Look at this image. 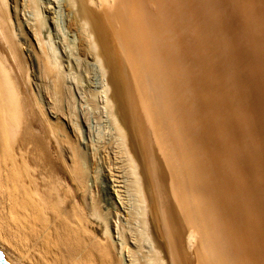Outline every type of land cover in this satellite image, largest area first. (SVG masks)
<instances>
[{
	"label": "bare ground",
	"instance_id": "obj_1",
	"mask_svg": "<svg viewBox=\"0 0 264 264\" xmlns=\"http://www.w3.org/2000/svg\"><path fill=\"white\" fill-rule=\"evenodd\" d=\"M263 5L68 0L123 140L101 150L109 182L89 185L55 111L53 18L43 23L34 0H0V254L13 264H264V88L251 79L262 73L252 53Z\"/></svg>",
	"mask_w": 264,
	"mask_h": 264
},
{
	"label": "rangeland",
	"instance_id": "obj_2",
	"mask_svg": "<svg viewBox=\"0 0 264 264\" xmlns=\"http://www.w3.org/2000/svg\"><path fill=\"white\" fill-rule=\"evenodd\" d=\"M34 1L36 2L39 17L41 16L40 18H42L41 21L43 23L49 24V22H51V20H49L50 17L53 18V35L55 37L51 43L53 45L52 50L57 63L59 77L55 111L59 125L61 126L60 134L62 136H67L79 152L80 164L89 170L86 175L88 184L92 185L93 178H97V181L107 184L109 180L107 178L106 167L110 164V161L108 157L100 155L101 150L110 151V149L121 142L122 138L117 132L115 122L107 108L109 106L106 101V94L103 92V87H101L103 75L100 66L94 61L85 59V57L79 53L78 35L70 28L68 23L73 14L67 6L68 0H54L55 4H52V2H54L53 0ZM51 6H54V9L52 10L53 13L50 15L51 11H49L48 7ZM262 10V14H264V9H261V11ZM28 11V13L26 12V16L27 18H31L33 12L32 10ZM28 15H30V17ZM262 35H264V32H262V34L259 32L258 37H262ZM261 37L259 39L257 38L255 41L256 45H258L260 41L259 45L255 47L257 51L260 47V50L258 52L254 50L252 53V55L256 53L258 59L255 54L253 56L260 61L258 63L255 58L253 59V63H255V60L257 61L255 64L257 67L253 64L255 71H259V73L262 72L260 75L257 74L260 79H257V77L254 79L251 78L252 81H254L252 82V88L256 87L254 91H260L264 88V67H261L264 66V57L262 59V55L264 56V45L262 44L264 42V36L262 39ZM46 39V41H50L48 35H46ZM261 40L263 42H261ZM249 49L251 51L253 50L251 46L247 51ZM260 52L263 54H259ZM67 60L69 61L68 63L66 62ZM85 68L87 71H85ZM260 68L262 69L260 70ZM83 72H85V74ZM251 79L249 84H251ZM256 82L257 84H254ZM117 119L119 123L123 124L119 116H117ZM123 128L125 129L127 140L129 141L128 137L130 136L127 127L124 125ZM58 163L62 165L60 161H58ZM126 182L128 188L126 187L124 189L125 198L129 200L128 202L132 205V210L135 213H140L141 205L138 203V197L131 186V177L128 175ZM102 194L106 199L109 198V194L106 191H103Z\"/></svg>",
	"mask_w": 264,
	"mask_h": 264
},
{
	"label": "water",
	"instance_id": "obj_3",
	"mask_svg": "<svg viewBox=\"0 0 264 264\" xmlns=\"http://www.w3.org/2000/svg\"><path fill=\"white\" fill-rule=\"evenodd\" d=\"M0 264H13L0 254Z\"/></svg>",
	"mask_w": 264,
	"mask_h": 264
}]
</instances>
